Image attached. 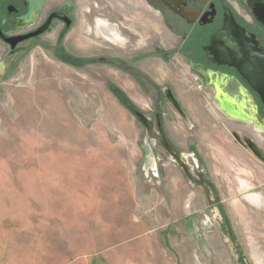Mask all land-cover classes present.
<instances>
[{"label":"rangeland","instance_id":"1","mask_svg":"<svg viewBox=\"0 0 264 264\" xmlns=\"http://www.w3.org/2000/svg\"><path fill=\"white\" fill-rule=\"evenodd\" d=\"M174 56L143 66L176 94L181 111L160 104L164 129L192 146L211 199L104 90L118 76L106 64L77 69L40 46L0 74V264H241L213 206L264 264V158L180 93Z\"/></svg>","mask_w":264,"mask_h":264},{"label":"flooded vegetation","instance_id":"2","mask_svg":"<svg viewBox=\"0 0 264 264\" xmlns=\"http://www.w3.org/2000/svg\"><path fill=\"white\" fill-rule=\"evenodd\" d=\"M40 46L77 69L102 63L116 71L118 82H103L104 90L138 119L137 112L149 117L187 169L206 179L205 188L199 186L208 199L214 196L213 181L192 146L182 148L164 129L160 104L171 101L180 111L181 104L144 61L154 58L161 67L176 55L180 93L204 100L218 124L251 134L264 154V0H0V74L22 66ZM94 72L104 75L102 68ZM145 101L151 112L139 107ZM223 116L237 124L227 125ZM219 209L226 226L224 207Z\"/></svg>","mask_w":264,"mask_h":264},{"label":"water","instance_id":"3","mask_svg":"<svg viewBox=\"0 0 264 264\" xmlns=\"http://www.w3.org/2000/svg\"><path fill=\"white\" fill-rule=\"evenodd\" d=\"M137 114L139 115V120L142 123L143 126L146 127V129L148 130L149 136L151 138H154L156 140H158L159 142H161V144H163L167 151L173 156L175 157V159L178 160L179 164L183 166L185 173H187V175L189 176V178L191 179V181L197 183L198 185H201L203 188H205V183H206V179L203 178V175L200 174L199 178L195 177L193 175V173H191V171H189L185 165L184 160L180 157V153L176 152L175 147L170 144L167 140V138L165 137L164 134L162 133H157L154 129H153V123L152 121L149 119V117H147L146 115H142L140 113L137 112ZM251 146L252 149L254 150L255 154L258 151V147L259 144L257 142H252L251 140L247 141ZM207 194L209 195V193L207 192ZM213 211L216 213V216L219 217L220 220H223V217L221 215L220 209L217 206H213L212 207ZM226 232L227 234L230 236H234V231H232V229L230 228L229 224L226 225ZM231 244L232 246H234L236 248L237 251V258L239 259V261L241 262V264H249V262L246 260L244 251L242 246L239 245L238 240L236 239V237L234 236V238H231Z\"/></svg>","mask_w":264,"mask_h":264},{"label":"bare ground","instance_id":"4","mask_svg":"<svg viewBox=\"0 0 264 264\" xmlns=\"http://www.w3.org/2000/svg\"><path fill=\"white\" fill-rule=\"evenodd\" d=\"M2 69H3V66H2V64H0V71H2ZM229 113V112H228ZM237 115V114H236ZM243 115V114H242ZM233 117H235L234 115H233ZM239 117V116H238ZM239 118H241V117H239ZM225 122H226V124L228 125V124H230V125H236L237 123L236 122H231L230 120H228L226 117H224L223 116V118H222ZM245 119V118H244ZM247 119V118H246ZM233 125V126H234ZM237 126H239V125H237ZM242 127H243V125H242ZM245 127V126H244ZM247 127V126H246ZM227 128V127H226ZM227 130H228V128H227ZM250 130V129H249ZM253 129H251L250 131H252ZM256 134L257 132L255 131V130H253V133L252 134ZM258 135V134H257ZM260 137V136H259ZM242 138V137H241ZM255 138V137H254ZM237 140V139H236ZM256 141H257V139H256ZM255 141V142H256ZM258 144H259V147H258V151L256 152V154H257V156H260V158L261 157H263L264 158V154H263V150H262V144H261V142L259 141V142H257ZM262 159V158H261ZM154 178V177H153ZM200 202V201H199Z\"/></svg>","mask_w":264,"mask_h":264}]
</instances>
